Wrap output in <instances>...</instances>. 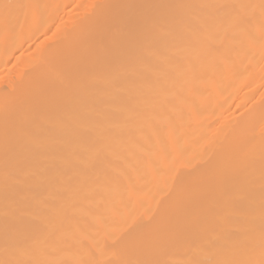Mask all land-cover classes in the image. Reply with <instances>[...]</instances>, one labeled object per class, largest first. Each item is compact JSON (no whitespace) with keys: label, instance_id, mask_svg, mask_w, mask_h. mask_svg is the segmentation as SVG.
<instances>
[{"label":"bare ground","instance_id":"bare-ground-1","mask_svg":"<svg viewBox=\"0 0 264 264\" xmlns=\"http://www.w3.org/2000/svg\"><path fill=\"white\" fill-rule=\"evenodd\" d=\"M0 264H264V0H0Z\"/></svg>","mask_w":264,"mask_h":264}]
</instances>
